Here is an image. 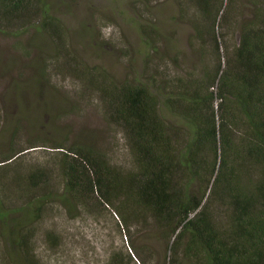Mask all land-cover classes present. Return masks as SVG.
<instances>
[{"label": "trees", "instance_id": "16d2710c", "mask_svg": "<svg viewBox=\"0 0 264 264\" xmlns=\"http://www.w3.org/2000/svg\"><path fill=\"white\" fill-rule=\"evenodd\" d=\"M190 1L202 17L193 24L199 54L214 57L201 75L158 86L75 67L104 97L131 161L118 165L80 143L59 156L57 178L46 168L0 177L10 261L41 264L34 231L58 203L73 217L99 211L113 219L121 243L105 264H264V0ZM38 2L0 0V29H20ZM228 26L238 32L232 49L222 42ZM41 28L58 36L51 17ZM27 149L0 162L9 166ZM58 235L50 229L47 241L56 244Z\"/></svg>", "mask_w": 264, "mask_h": 264}, {"label": "rangeland", "instance_id": "374dc122", "mask_svg": "<svg viewBox=\"0 0 264 264\" xmlns=\"http://www.w3.org/2000/svg\"><path fill=\"white\" fill-rule=\"evenodd\" d=\"M38 4L20 29H0V160L14 148H28L9 166L0 162V177L46 168L57 178L59 156L80 143L99 149L113 163L128 165L131 155L123 131L109 118L95 82L86 81L75 67H94L115 82L149 79L158 86H168L173 76L201 75L214 57L199 54L202 42L193 24H202L200 13L190 0ZM48 17L57 24L58 36L41 28ZM225 30L223 46L232 49L238 32L229 26ZM100 213L73 217L60 204L50 205L34 231L33 248L41 264H105L121 237L113 219ZM50 229L59 233L56 244L47 241ZM10 258L0 235V264H18Z\"/></svg>", "mask_w": 264, "mask_h": 264}]
</instances>
